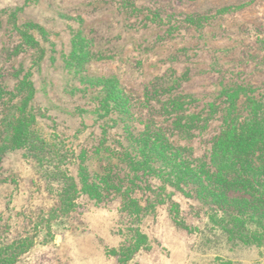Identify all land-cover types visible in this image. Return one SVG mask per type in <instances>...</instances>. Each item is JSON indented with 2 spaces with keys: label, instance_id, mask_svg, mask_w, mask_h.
Instances as JSON below:
<instances>
[{
  "label": "rangeland",
  "instance_id": "1",
  "mask_svg": "<svg viewBox=\"0 0 264 264\" xmlns=\"http://www.w3.org/2000/svg\"><path fill=\"white\" fill-rule=\"evenodd\" d=\"M0 94L4 137L28 126L0 156V264H264L256 142L234 235L129 162L158 135L211 167L228 124L264 128V0H0Z\"/></svg>",
  "mask_w": 264,
  "mask_h": 264
},
{
  "label": "trees",
  "instance_id": "2",
  "mask_svg": "<svg viewBox=\"0 0 264 264\" xmlns=\"http://www.w3.org/2000/svg\"><path fill=\"white\" fill-rule=\"evenodd\" d=\"M22 82L23 85L30 83L27 80ZM244 90L246 93L247 90ZM229 92L227 90L226 94H230ZM27 127L22 122L20 125L14 126V121H11L5 129L8 133L6 137H4L5 131L0 129V137L6 140V142L0 143V156L9 148H14L12 146L14 141L20 143L23 140V137L28 133ZM250 128L247 122H243L242 125L237 127L233 123L228 124L222 135L219 136L218 143H216L211 167L208 166L206 161L202 160L200 162L190 153L187 155L188 149L186 150V146L171 142L164 143L158 135L151 143L137 146L136 153L134 155L129 154L131 156L129 162L132 164V168H135L139 163L144 164V170L148 168L149 171L151 170L152 173H157L160 176L163 174L169 175L168 168L170 167V176H173L176 180V183L172 184L180 188L186 195L190 193L182 187L196 186V197L212 211L215 210L214 208H219L223 214L222 216L210 215L211 218L213 217L212 219L216 223L227 225L223 229L228 234L234 235L235 231L230 228V225L235 224L237 227L240 223H247V221H242L240 215L235 216V214L245 215L247 208L254 212L255 210H261L254 205L256 202L255 195L252 194L254 187L250 184L248 177L253 176V170L247 159L243 157V153L252 150L255 145L254 142L264 153V128L256 131V136L252 133V130L250 131ZM82 159L84 158L82 157ZM81 167L85 172L82 175L84 189L88 191L96 188L95 178L97 175L93 178L84 163H81ZM72 183L75 185V181L72 180ZM230 191L237 193L231 196ZM65 193L67 195L69 192L66 191ZM248 196L252 197V200L247 199ZM258 202L264 205V198L259 199ZM235 208L238 211H235ZM259 212L252 214L258 217Z\"/></svg>",
  "mask_w": 264,
  "mask_h": 264
}]
</instances>
